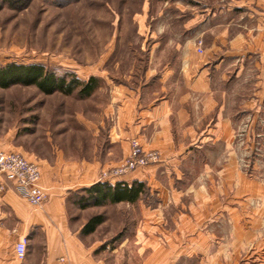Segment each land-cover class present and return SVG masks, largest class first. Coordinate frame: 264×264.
<instances>
[{"label": "crops", "instance_id": "obj_1", "mask_svg": "<svg viewBox=\"0 0 264 264\" xmlns=\"http://www.w3.org/2000/svg\"><path fill=\"white\" fill-rule=\"evenodd\" d=\"M187 5L180 11L171 7L162 21L170 26L176 22L177 29L163 32L141 49L148 52L149 63L139 82L109 87L108 111L115 119L105 151L117 147L122 158L129 141L137 139L143 150L165 154L158 164L100 179L114 164L96 161L63 167L57 156L51 166L10 147L13 134L0 141V151L19 153L38 166L39 184L47 193L44 206L34 208L6 181L7 189L0 194V264H105L98 254L114 255L128 241L118 243V249L108 242L85 245L84 225L71 220L67 208L78 209L84 190L95 184L132 182L149 189L144 201L134 205L139 216L134 238L143 250L150 249L141 264H227L223 255L229 234L234 264H264V203L261 210L251 207L253 186L218 198L198 221L190 218L191 207L185 205L192 182L208 169L211 149L230 146L231 133L245 114L262 124L264 0H192ZM198 41L203 50L199 61ZM162 53L168 56L160 57ZM197 166L201 170L192 175ZM22 239L25 254L18 259L15 246ZM244 242L251 249L239 261Z\"/></svg>", "mask_w": 264, "mask_h": 264}, {"label": "rangeland", "instance_id": "obj_2", "mask_svg": "<svg viewBox=\"0 0 264 264\" xmlns=\"http://www.w3.org/2000/svg\"><path fill=\"white\" fill-rule=\"evenodd\" d=\"M191 1H175L169 6L170 2L160 0H0V66L42 64L57 74L73 72L80 80L98 77L103 82L90 98L84 99L58 93L46 96L34 87L20 85L0 88V141L13 134L10 147L51 166L57 156L62 158L63 167L96 161L114 164L105 171L120 166L129 151L120 158L117 147L104 149L115 119L114 110L108 111L109 87L139 82L149 63L148 52L141 49L154 44L163 32L177 29L176 22L170 26L162 21L171 7L182 10ZM195 47L199 61L202 42ZM263 121L264 118L262 124L256 123L251 114H245L231 133L230 146L216 145L211 149L207 171L195 178L188 189L185 205L191 207L190 218L198 221L210 204L227 198L239 187L253 186L251 207L262 209ZM134 140L143 152L164 157L161 150H143L137 139L129 141V150ZM200 170L201 166H197L190 172L194 175ZM67 214L81 226L90 218L103 216L96 231L82 239L87 246L110 242L118 233L127 231L124 248L118 249L116 243L112 244L118 249L116 254H98L103 263L141 264L150 256V249L143 250L134 238L139 219L134 206L117 204L85 210L68 207ZM176 237L179 238L177 234ZM226 238L223 258L227 264H234L233 239L230 234ZM250 249L251 245L244 242L238 260ZM214 256L218 260V254Z\"/></svg>", "mask_w": 264, "mask_h": 264}, {"label": "trees", "instance_id": "obj_3", "mask_svg": "<svg viewBox=\"0 0 264 264\" xmlns=\"http://www.w3.org/2000/svg\"><path fill=\"white\" fill-rule=\"evenodd\" d=\"M160 1L173 3L175 1L185 2L186 0ZM102 84L103 82L99 78L89 77L80 80L73 72L57 74L42 64L19 65L10 63L0 66L1 89H8L12 85H20L22 87H34L46 96L58 93L66 97L75 96L84 99L90 98ZM148 193V187L141 182H132L130 186L125 183H117L115 186L106 183L95 184L84 190L81 196L83 200H80L79 208L85 210L89 207L102 208L103 206H116L117 204L134 206L139 201H144ZM102 222L103 216L90 218L84 224L82 234L85 236L93 234ZM126 232L118 233L117 236L109 240L108 244L123 242L127 238Z\"/></svg>", "mask_w": 264, "mask_h": 264}, {"label": "built area", "instance_id": "obj_4", "mask_svg": "<svg viewBox=\"0 0 264 264\" xmlns=\"http://www.w3.org/2000/svg\"><path fill=\"white\" fill-rule=\"evenodd\" d=\"M128 154L120 166L102 172L100 179L128 175L130 172L144 169L148 165L158 164L162 157L160 153L143 152L135 140L131 144ZM40 179L41 172L34 162L16 152L0 151V194L6 191V181H9L14 186L15 193L19 198L39 209L47 201V193L39 184ZM25 248L26 241L24 239L16 243L15 256L18 259L24 257ZM60 260L64 261V259Z\"/></svg>", "mask_w": 264, "mask_h": 264}]
</instances>
